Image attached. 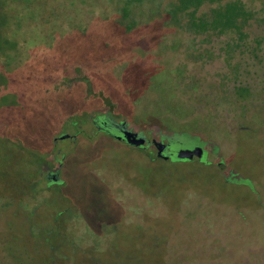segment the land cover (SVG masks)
<instances>
[{"label":"rangeland","instance_id":"374dc122","mask_svg":"<svg viewBox=\"0 0 264 264\" xmlns=\"http://www.w3.org/2000/svg\"><path fill=\"white\" fill-rule=\"evenodd\" d=\"M14 1L0 0V62L11 71L24 64L32 49L51 44L57 35L85 31L111 15L123 17L119 14L126 3ZM227 1L231 0H220ZM242 1L256 13L249 36L236 47L228 45L230 35L194 33L185 11L172 12L179 0L134 4L131 17L143 27L137 32L139 39L156 43L149 49L137 48L134 54L133 59L153 65L134 70L139 86L132 94L142 97L133 110L123 111L104 92L97 93L104 108L92 115L107 114L150 140L177 138L178 143L169 147L174 154L182 147L202 145L203 161H166L155 145L138 147L119 140L95 126L87 114L81 115L87 120L55 137L51 155L20 141H0L1 264H167L164 254L169 237L186 233L169 225L176 213L185 212L175 190L193 187L190 183L197 181L211 188V212L229 216L224 218V235L214 234L218 240L214 246L220 245V253L228 259L225 264H235L230 260L238 255L240 264H264V0ZM211 6L206 3L199 13ZM152 34L160 40L156 42ZM125 65L114 73L121 75ZM23 89L18 79L10 80L0 70L4 121L21 122L28 109ZM185 133L193 140H179ZM84 137L90 146L107 144L84 158L77 168L81 175L76 177L74 159L84 156ZM19 156L32 165L34 188L20 181ZM12 161L14 168L9 170L7 163ZM200 165L213 168L221 194L213 189L216 181L206 175L209 172H200ZM64 166L74 170L68 179ZM192 167L198 173H191ZM226 177L248 179L245 186L253 188L239 192L218 179ZM73 192L85 198L79 200ZM116 202L126 210L120 220L114 215L120 206ZM238 210L244 211V222L236 219ZM232 220H237V228Z\"/></svg>","mask_w":264,"mask_h":264},{"label":"trees","instance_id":"16d2710c","mask_svg":"<svg viewBox=\"0 0 264 264\" xmlns=\"http://www.w3.org/2000/svg\"><path fill=\"white\" fill-rule=\"evenodd\" d=\"M141 1L126 0L119 14L123 17L111 15L103 21L90 25L85 31L57 35L51 44L32 49L29 58L19 68L14 69L15 71L6 69L0 62V70L7 74L10 80L16 78L21 83L25 91L24 105L28 107L20 117L21 122L19 120L11 122L7 119L4 121V118L0 116V141L6 140L15 144L20 141L27 147L51 155L55 137L63 131L68 132L66 128L77 127L78 124L87 120L81 117L82 114H87L95 126H99L106 132L105 124L113 130H117L114 120L107 114L100 117L92 114L104 108L102 107L103 99L97 95L98 92H104L106 96L112 98L123 111L133 110V105L142 97L139 94L133 97L134 94H132L139 86L135 80L137 71L135 73L134 70L144 65H153L144 59H133L134 54L137 48L149 49L156 43L149 45L148 39H139L140 35L137 32L143 27L135 18L131 17L134 4ZM14 2L17 3L18 0ZM206 3L212 5L209 11L199 13L200 8ZM184 11L189 16V28L194 33L215 32L220 35H230L229 38L232 39L228 42L230 47L242 45L244 39L249 36L248 29L251 21L255 19L256 13L253 9L248 8L242 0H231L226 3L220 2V0H179L172 12L178 14ZM151 36L156 39V42L160 40L157 39L158 35L156 34ZM125 62L124 71L121 75H116L114 73L116 68ZM68 77L69 80H62ZM71 77H76L80 81H73L70 79ZM16 91L14 90L13 94ZM68 122L71 123L70 127H68ZM151 125L163 127L156 123ZM179 140L189 142L193 138L185 133L180 136ZM170 141L171 144L178 143L177 138ZM83 144H86L81 147L84 156L74 159L76 174L75 172L73 174L76 177L81 175L77 168L81 167V163L85 162L86 157H92L91 153L107 143L90 146L88 139L84 137ZM71 156L74 154L69 157ZM149 156V158H153V153H150ZM17 160L22 164L23 176L20 181L33 187L35 179L32 165L23 156H19ZM66 162L68 163L66 160L64 164ZM13 163V161L7 163L9 170L14 168ZM192 166L195 167L196 164H192ZM194 167L190 169L191 173L197 172L193 169ZM199 167L200 172H209L206 175L210 180L213 182L217 180L212 176L213 168L209 170L207 165ZM70 168L71 166H64L67 179L69 172L74 171L71 172ZM188 173L190 172L188 171ZM218 179L224 185L237 187L239 192L246 189L245 184L248 185L249 182L248 179L242 177ZM217 183L219 181L214 183L213 189L221 194ZM201 184L199 181L191 182L190 185L193 187L188 186L189 188L186 189L175 190L177 191V200L182 203V209L185 212L184 214L176 213L171 218L169 225L176 231H186V233L171 234L169 237V241L166 243L167 250L164 254V261L167 264H225L228 261L220 253V245L214 246V242L218 243L214 234L224 235V218L229 219V216L224 217L221 213L211 212V188L203 187ZM195 187L200 189H193ZM251 188L253 186L247 189ZM103 190L105 193L108 192L106 186L103 187ZM73 193L79 200L82 196L85 198L84 195ZM113 199L117 201L114 196ZM116 203L120 206L114 215L118 214L117 220H120L126 214V210L119 202ZM238 211L236 219L244 222V211ZM237 220L230 221L235 228L238 227ZM240 258V255L233 256L230 261L240 264Z\"/></svg>","mask_w":264,"mask_h":264},{"label":"water","instance_id":"95a60500","mask_svg":"<svg viewBox=\"0 0 264 264\" xmlns=\"http://www.w3.org/2000/svg\"><path fill=\"white\" fill-rule=\"evenodd\" d=\"M121 125L124 126V123H121ZM121 132L122 135L115 136L117 139L124 140L125 142L138 147H146L150 144H153L157 148L158 155L166 161H172L174 158L179 160L203 161L205 158V151L202 145H196L194 147H182L176 154H170L164 153L168 144L163 140L147 139L139 135V133L125 127L121 130ZM66 136L67 134L62 135V137ZM52 179L55 181L58 180L56 176H53Z\"/></svg>","mask_w":264,"mask_h":264},{"label":"flooded vegetation","instance_id":"af4514ba","mask_svg":"<svg viewBox=\"0 0 264 264\" xmlns=\"http://www.w3.org/2000/svg\"><path fill=\"white\" fill-rule=\"evenodd\" d=\"M114 125H115V127L117 128V130L116 131H114L111 127H108L107 126V124H105V129L107 130V132L109 133V134H111V135H113L114 137L116 136V135H122V132H121V130L125 127V128H127L125 125L123 126V125H121V123H114ZM154 139H156V140H158L157 138H153V140ZM122 141H124V140H122ZM167 144H168V146H167V148L165 149V151H164V153H170V154H174L173 152H170L169 151V147H170V145H171V141H168V142H166ZM151 145V144H150ZM52 176V178H53V176H56V175H51ZM56 178L58 179L56 182H58L59 181V178L56 176Z\"/></svg>","mask_w":264,"mask_h":264}]
</instances>
